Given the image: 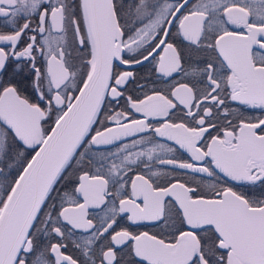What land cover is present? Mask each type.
Wrapping results in <instances>:
<instances>
[{
    "label": "snow or ice",
    "instance_id": "6c2138e0",
    "mask_svg": "<svg viewBox=\"0 0 264 264\" xmlns=\"http://www.w3.org/2000/svg\"><path fill=\"white\" fill-rule=\"evenodd\" d=\"M0 264H264V0H0Z\"/></svg>",
    "mask_w": 264,
    "mask_h": 264
}]
</instances>
